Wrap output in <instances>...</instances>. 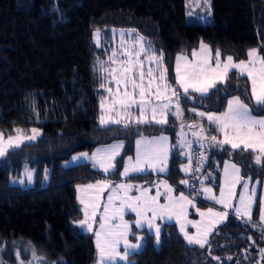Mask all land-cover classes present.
Returning <instances> with one entry per match:
<instances>
[{"label": "trees", "instance_id": "16d2710c", "mask_svg": "<svg viewBox=\"0 0 264 264\" xmlns=\"http://www.w3.org/2000/svg\"><path fill=\"white\" fill-rule=\"evenodd\" d=\"M210 7L211 21L201 25L185 22L184 0H0V132L5 136L16 128H38L41 132L34 143L11 149L0 157L2 260L11 261L9 244L23 241L47 261L93 264L92 236L72 226L81 217L76 185L101 178L116 181L121 159L133 155L135 140L140 136L163 135L171 147L174 145L178 121L170 116L163 125L97 126L98 102L103 93L96 62L103 51L94 45L93 32L125 29L144 37V43L156 55L163 52L170 82L174 81L175 57L190 54L201 42L212 53L219 49L221 57L231 55L235 61L245 60L250 49L264 56V0H210ZM217 87L220 91L211 90L210 99L192 95L185 101L181 96L180 121H197L188 108L218 113L234 96L254 108L244 76L231 71L228 81ZM260 114L264 113L253 112ZM209 128L214 133L213 127ZM114 142L124 146L116 159L118 171L110 175H101L89 164L61 166L73 153ZM225 148L228 151H212L208 161L252 162V153L230 155L232 150ZM179 162L172 149L170 174L166 173L165 178L177 190L182 189L177 184L181 177ZM244 165L239 164L242 175L246 174ZM23 166L34 170L32 187L9 183ZM209 167L204 164L203 169ZM44 168L48 169V179L41 187ZM263 173L264 170L253 176ZM195 176V172L191 174L192 179ZM190 184H194L193 180ZM208 241L210 255L219 257L215 261L204 260L182 240L174 225L167 224L157 247L152 236H147L142 249L129 259L132 264H235V257L239 258L243 251L254 258L255 246L264 248V228L256 226L252 218L249 221L228 215Z\"/></svg>", "mask_w": 264, "mask_h": 264}, {"label": "snow or ice", "instance_id": "6c2138e0", "mask_svg": "<svg viewBox=\"0 0 264 264\" xmlns=\"http://www.w3.org/2000/svg\"><path fill=\"white\" fill-rule=\"evenodd\" d=\"M204 3L210 7V0H204ZM95 35L97 44H99V30ZM123 35L124 33L121 32V36ZM136 45H138V50L133 46L124 47V41L121 40L122 52L113 51L108 62L99 61L100 70L104 74L105 80V83H101L99 87L108 93V96L100 101L99 120L102 126L116 124L129 128L133 123L163 125L168 123L167 117L170 113L182 118L181 94L178 88L183 90L185 101L190 96V90L198 93L201 97L210 99V91H220L217 85L225 84L230 71L236 69L240 75H246L251 81V97L255 101L256 107L250 108L247 103L241 100L240 96H234L227 101V110L224 112L219 114L212 111L197 113L201 117L206 116L215 130L223 134L222 140H218L215 135L205 138L203 126H200V131L194 132L193 135L201 139H210V142L224 151H228L225 148L226 145L230 146L232 150L230 155L250 152L253 154L252 158L255 164L261 165V170H264V115H253V112L264 113V56H261L257 49H250L247 52L248 59L240 60L238 63L234 62L231 55H228L226 61L222 62L221 51L217 49L213 66L212 50L201 42L200 51L194 50L191 60L187 55L176 56L173 82L178 86L177 88L173 87V82L169 81V69L165 66L163 52L156 55L155 50L146 48L142 36H137ZM142 54L143 59H141ZM119 55H123L126 59H119ZM105 63H110L115 67H105ZM146 64L149 66L145 69ZM111 82L115 83L116 91H113L111 87H106V84ZM134 108L137 114H134ZM192 111L196 110L193 108ZM149 113H151V117H149ZM181 127L183 128V124ZM189 127H197V125H189ZM14 131L15 135H7V137L3 132H0V157H4L10 149L19 148L25 141H35L41 135L38 128H32L31 134H25L20 128H16ZM180 143L183 146L184 142ZM123 146L121 142L104 149H97L91 157H88L87 153H82L81 156L94 161V166H98L105 173L115 172L118 171L116 157L120 155ZM187 146L191 147L190 144ZM136 149L135 159L128 156L120 175L128 177L132 173H147L149 170L170 174L168 137L163 135L152 139L141 137L136 141ZM183 154L188 156L189 163L182 165L181 170L185 173L191 172L193 170L191 168L192 157L187 152ZM77 159L79 157H73V160ZM204 159L205 157L201 154V160ZM246 163V159L239 162H226L223 168L224 183L220 188L219 196L210 187H204L203 193L206 199L222 205L225 209H233L235 217L247 218L251 221L253 207L257 204V196L256 188H249L251 177L249 176L246 180L245 176L241 174L239 164L246 165ZM195 170L199 171V168ZM26 174L31 181L32 173L27 172ZM180 183L187 185L188 180H181ZM237 185H240L243 190L239 193L238 204L233 206L232 201L237 197ZM161 186L165 190L164 193L159 191ZM133 187L134 185L125 183L113 186L111 181L100 180L96 184H89L78 189L84 194L79 199L80 203L84 205L85 214V219L78 223L81 227L86 225L88 231H93L92 223L89 220L91 218L93 222L95 221L101 208V196L106 189L110 190L100 215V230L95 232L99 254L98 264H113L117 259L127 260L130 254L141 249V244H133L128 240L129 234L135 235V233L132 232V224L124 219L126 211L135 213V227L143 228L145 223L149 228L155 227L157 243L160 242L161 230L154 224V221L158 217L166 216L168 219L175 217L180 223V230L184 233L188 243L198 244L201 248L207 243V237L216 225L228 218V212L216 211L209 207L206 212L199 208L196 209L201 217L200 221L188 220V206L196 207L193 199L185 196L182 192L179 196H173L174 189L166 180H161L156 185L155 196H150L149 189L140 186H135L140 192L138 196H129L128 193ZM161 195L166 196L167 203H159ZM116 201H119V205L116 204ZM259 209L260 220L264 222V200H261ZM149 212H151V217L147 215ZM115 221L119 222L115 223ZM189 224L196 228L195 235H189L186 231V225ZM121 242L124 247L122 254L118 251ZM261 256L264 257V249L261 250ZM214 258L219 259V257ZM33 259H39L34 250Z\"/></svg>", "mask_w": 264, "mask_h": 264}, {"label": "rangeland", "instance_id": "374dc122", "mask_svg": "<svg viewBox=\"0 0 264 264\" xmlns=\"http://www.w3.org/2000/svg\"><path fill=\"white\" fill-rule=\"evenodd\" d=\"M190 13H191V15H190ZM184 17H185V22L187 24H201V25L207 24L211 21V7H209V5H205L204 0H184ZM99 32H100L99 44H97V37L95 35L96 31L93 32V39L92 40H93L94 45L103 51L101 57L99 59H97L96 66H97L98 72L100 73L101 83H105L104 74L100 70L99 61L108 62V58H109V56L112 55L113 51H117L118 53L122 52L123 49L121 48V40L124 41V47L133 46L138 50V45H136V38L139 35L136 34L133 30H125V29H103V30H99ZM121 32L124 33L123 36H121ZM145 47L149 48L151 50V48L149 46H147L146 44H145ZM194 50L197 52L200 51V43L197 45V47L195 49H193L190 52V54L187 55L190 60L192 59V52ZM212 57H213L212 62H213V66H214L215 52L212 53ZM118 58L121 60L126 59V57H124L123 55H119ZM220 58H221V61L224 62V61H226L227 56L226 57H220ZM141 59H143V54L141 55ZM247 59H248V57L245 59V61ZM234 62L238 63L239 61L234 60ZM104 66L105 67H115V65H111L110 63H105ZM148 66L149 65L146 64L145 69ZM231 71L240 75L239 71L236 69H232ZM174 74H175V63H174ZM240 76H242V75H240ZM174 77H175V75H174ZM244 77L248 81L250 100H251L252 104L254 105V107H256L255 101L251 97V81L247 78L246 75H244ZM106 87H111L113 91H116V85L114 82L106 84ZM173 87L178 88V86L175 83H174ZM100 91L103 93V95L101 96V98L98 102V113H97V118H96L97 126H99L100 128H104L106 126H115L116 124H109V125H105V126H102L100 124V120H99V117L101 115L100 101L103 98L108 96V93L105 89L100 88ZM178 91L180 92L181 96H183V90L178 88ZM192 95L200 96L198 93L191 92V90H190V96L188 99H192ZM230 99H232V98H230ZM227 101L224 104L222 111L218 112L217 114L227 110ZM192 109L193 108H188V112H190L191 114L194 115L195 118H197V121L192 122V123L181 122L180 118H178L177 116H175L172 113H170L168 115V117L169 116L173 117L174 119H176L178 121V125H177L176 131H175L174 145H173V147H171L169 144V141H168V147L170 149L169 157H170V154L172 152V149H175L176 153L178 155V158L180 159V162L178 163V170L181 174V177L178 178L177 184H178V187L182 188L183 190L182 189L177 190V189H175L176 187L174 186V184H171L169 182H167V183L169 185H171L172 188L174 189V191L172 193L173 196H179L181 192L185 196H187L186 190L189 188V186H195L198 189L200 197H199L198 201L193 199L196 207H192L191 205L188 206V209H187V219L188 220H192V221H200L201 220L199 213L196 211L197 208H199L201 211L206 212L207 208L212 207L216 211L228 212V215L235 216L233 209H225L222 205L216 204L214 201H211V200H208L205 198V195L203 193L204 187L212 188L213 192L217 196H219L220 188L223 187V183H224V170H223L224 164L226 162L231 161V160L225 159V160H222L221 162H218L216 160L210 161V162L208 161L210 153L212 151L214 152V151L219 150L221 148L218 146H215L212 142H210V139H201L200 137L193 135V133L199 132L200 126H203V128H204L203 136L205 138H210L211 136L215 135V136H217L218 140H222L223 134L219 133L217 130H214V133H215L214 134L212 131H210V128H209V127H214V126L208 122L207 117L206 116L201 117V116L197 115L198 112H205V111H202V110H199L196 108H194L196 111H192ZM174 110L175 109H174V105H173V111ZM133 112H134V114H137L135 108L133 109ZM148 115H149V117H151V113H149ZM260 115H264V114H260ZM260 115H256V116H260ZM133 124H135V123H133ZM153 124H155V123H153ZM182 124H183V128L181 127ZM189 125H197V127H191L190 128ZM120 126H123V125H120ZM31 129H29V130L28 129H26V130L22 129V130L24 131L25 134H31ZM182 133H183V135H182ZM11 135H15V131H13V134H11ZM5 137H7V136H5ZM141 137H144V136H140L135 140L134 150H133V155H132L133 159H135V156H136V150H137L136 149V141L141 139ZM156 137H159V136H156ZM144 138L152 139L154 137H144ZM35 141H25L22 145L34 143ZM181 141L184 142L183 146H181V143H180ZM117 143H121V142H114V143H111V144L106 145V146L95 147L90 151H81V152L73 153L68 157V159L62 161L61 166L62 167H70V166L77 165V164H89L93 170L100 172L101 175H103V176H107V174L110 175L113 171H110L108 173L103 172V170L100 169L98 166H94V161H92V160H90L84 156H81V154L87 153L88 157H91L92 154L97 151V149H104L110 145L117 144ZM189 144L191 145L190 148L187 146ZM225 147L230 148V146H227V145ZM193 151H195L196 154L193 155ZM185 152L189 153V155H191V157H192L191 168L192 167H195V169L199 168V171L195 170V173L197 174V176H195L193 179L191 178V174H192L191 172L185 173L184 171L181 170L182 165H188V163H189L188 156L183 154ZM201 154H203V156L205 157L204 160H201ZM120 155H121V150H120ZM73 157H79V159L73 160ZM118 157L120 158V156H117L116 159ZM127 158H128V156H125L121 159L118 179L115 178L116 181L113 180V182H112L111 181L113 179L112 177L111 178H104V179L101 178V179L96 180L95 182L80 184V185H76V187H75L76 202H77V205L80 209L81 217L79 219L73 221L72 226L74 227V229L76 231L82 232V233H87V234L92 236L93 241H94V245H95V259H94L93 264H98V262H99V254H98V249L96 247L95 232L100 230L99 229V225L101 222L100 221V215L103 211V204L107 202V197L109 195L110 190L106 189L104 191L103 195L101 196L100 211L97 213L94 222L91 220V218L89 220V222L92 223L93 231H88L86 225L84 227H81L80 224L78 223L79 221L85 219L84 205H82L80 203V199H79L84 194L81 193L78 189H80L84 186H87L89 184H96L97 181H100V180H108V181L112 182L113 186L116 184H120V183L134 185L133 189L128 193L129 196H138L140 194V192L137 190V188L135 186H140L141 188H148L149 189L148 194L150 196H155L156 192H157L156 185L159 184V182L161 180H166L164 177L166 175V173H157L156 171H152V170H149L147 173H132L128 177L120 175V173L123 171L124 164L127 162ZM211 162H212V164H211ZM204 164L205 165L210 164V167L208 170L203 169ZM261 167H262L261 165H256L254 162V159L252 158L251 163L244 165V168L246 169V174L244 176H245L246 180L249 176L251 177V180L249 181V188H252V187L256 188L257 204L254 205V207H253L252 219L254 220L256 226H258V227L260 226V227L264 228V222H262L260 220V209H259L261 200H264V173L261 174L260 176H258V175L253 176V173L259 174L262 171ZM27 172L32 173L31 181H29V179H28V176L26 174ZM46 173H47V178H46ZM133 176L136 177V179H132ZM47 179H48V169L44 168V170L42 172L41 182H40L41 187L46 185ZM184 179L188 180L187 185L180 183V181L184 180ZM191 180H193V182H194L193 185L190 184ZM201 181H203V184H201ZM9 183L11 185H17L21 188L32 187L34 184V170H32L26 166L21 167L20 172L17 173L14 177H12L9 180ZM242 190H243L242 187L240 185H237V187H236L237 197H236V199H234L232 201L233 206H236L238 204L239 193ZM159 191L161 193H164L165 190L161 186L159 188ZM121 195H123V193H121ZM190 199H192V198H190ZM159 203L160 204L167 203L165 195L160 196ZM199 203H204L205 205L199 206L198 205ZM116 204L119 205V201H116ZM147 215L149 217H151V212H149ZM124 219L126 221H129L130 224H132V232L135 233V235L129 234L128 240L130 243L141 244L143 247L145 240H146V237L152 236L153 245L155 247L158 246L159 243H157V239H156V235H155V227L149 228L146 223H145L143 228L135 227L134 221L136 219V215H135V213L130 212V211L125 212ZM241 219L245 220L247 218H241ZM118 222L119 221H115V223H118ZM223 222L217 224L216 227L223 224ZM154 224L159 226L161 231H162V228L164 227V225H167V224L174 225L176 227V230L178 231L180 237L188 246L196 249V251L201 255V257L204 260H207L208 262L215 261V258L212 255H210L211 254V250H210L211 247L208 245V243H206L203 248H201L198 244H189L188 243V241L184 237V233L181 232V230H180V223L177 222L175 217H173L172 219H168L166 216L162 217V218L158 217L154 221ZM216 227H215V229H216ZM186 231L188 232L189 235H195L196 234V228L192 227L190 224L186 225ZM211 233L207 237V242H209L208 239H209V236L211 235ZM141 238H143V239H141ZM142 247H141V249H142ZM8 249H9L8 254L11 258V261H5V260H2L0 258V264H21V262H23V264H63L62 260L47 261V260L43 259L42 257L38 256L36 253H35V255L39 259L34 260L32 247L23 241L12 242L11 244L8 245ZM262 249H264V248H262ZM262 249H258V247L255 246L254 253L256 255L254 258L251 256L250 257L248 256L249 255L248 251H243L242 252L243 255H240L239 258L235 257L236 258L235 264H264V257L261 256V250ZM118 251L121 254L123 253V251H124L123 242H121V244L119 245ZM139 251H137L136 253H138ZM136 253H134V254H136ZM131 255H133V254H130L129 256H131ZM129 256H128L127 260L117 259L113 262V264H132V261L129 259Z\"/></svg>", "mask_w": 264, "mask_h": 264}, {"label": "built area", "instance_id": "2783aa9c", "mask_svg": "<svg viewBox=\"0 0 264 264\" xmlns=\"http://www.w3.org/2000/svg\"><path fill=\"white\" fill-rule=\"evenodd\" d=\"M194 172H195L194 170L191 171V173H194ZM186 194L189 198H192L196 201L199 200L200 194H199L198 189L195 186H189V188L186 190Z\"/></svg>", "mask_w": 264, "mask_h": 264}, {"label": "crops", "instance_id": "0c3cea01", "mask_svg": "<svg viewBox=\"0 0 264 264\" xmlns=\"http://www.w3.org/2000/svg\"><path fill=\"white\" fill-rule=\"evenodd\" d=\"M176 58V57H175ZM247 58V57H246ZM174 63H175V59H174ZM173 73H174V65H173ZM175 75V74H174ZM231 98H233V97H231ZM228 99H230V98H228ZM226 103V102H225ZM213 129L215 130V127H213ZM111 144V143H110ZM109 145V144H108ZM106 146V145H105ZM165 177V176H164ZM102 179H104V178H102ZM166 179V178H165ZM112 182H113V180H111Z\"/></svg>", "mask_w": 264, "mask_h": 264}]
</instances>
